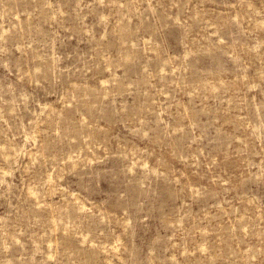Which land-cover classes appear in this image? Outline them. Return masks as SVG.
Instances as JSON below:
<instances>
[{
    "label": "rangeland",
    "instance_id": "obj_1",
    "mask_svg": "<svg viewBox=\"0 0 264 264\" xmlns=\"http://www.w3.org/2000/svg\"><path fill=\"white\" fill-rule=\"evenodd\" d=\"M0 264H264V0H0Z\"/></svg>",
    "mask_w": 264,
    "mask_h": 264
}]
</instances>
